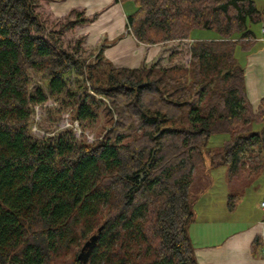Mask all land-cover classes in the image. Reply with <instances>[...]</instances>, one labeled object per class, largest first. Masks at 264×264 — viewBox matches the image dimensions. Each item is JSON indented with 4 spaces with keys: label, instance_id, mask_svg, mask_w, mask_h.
<instances>
[{
    "label": "trees",
    "instance_id": "16d2710c",
    "mask_svg": "<svg viewBox=\"0 0 264 264\" xmlns=\"http://www.w3.org/2000/svg\"><path fill=\"white\" fill-rule=\"evenodd\" d=\"M65 1L0 0V264H199L189 230L202 175L227 167L233 190L232 180L264 172V162L250 171L243 162L264 153V99L253 107L236 57L258 41L264 0H116L135 7L127 26L145 46L136 68L115 67L90 41L88 28L110 6L57 15L52 4ZM199 30L217 37L197 40ZM73 72L109 106L83 87L69 91ZM32 74L46 76L50 97L75 101L84 128L105 111L112 128L103 140L78 142L69 131L34 138L33 108L48 97L31 89ZM215 135L228 140L207 152ZM245 182L230 191L229 211ZM99 229L84 263L81 250ZM263 250L257 236L252 254Z\"/></svg>",
    "mask_w": 264,
    "mask_h": 264
},
{
    "label": "rangeland",
    "instance_id": "374dc122",
    "mask_svg": "<svg viewBox=\"0 0 264 264\" xmlns=\"http://www.w3.org/2000/svg\"><path fill=\"white\" fill-rule=\"evenodd\" d=\"M134 11H135V7L131 3H127L122 7L114 8V10H112V12H110L107 15L108 19L114 16V23L112 24V28L109 29L108 26L107 27L108 30H107L105 28L106 26L103 25L105 24L103 21L100 22V24H98L93 30L94 33L100 32L99 35L102 32L103 34H105L104 39L100 43H104L106 42V40L110 44L117 42V40H119L120 36L126 29L127 16L132 14ZM262 29L263 26L261 28L256 29L258 41L256 42V45L250 52H244L241 50V48H237L236 50V57L238 63L242 68H244L246 72L248 98L254 108H257L260 101L264 99V34ZM128 31H130L129 28ZM109 35L111 37L109 39H106L108 38ZM216 37H217L216 33L205 30H199L193 34V38L197 40H213ZM159 50L160 48L154 49L156 53H158ZM86 55H88V53ZM94 60L95 57L93 56L86 61V64L83 67L85 73H86V66L93 64ZM164 65H167V63ZM65 78L68 83L69 91L76 92L77 89L83 87V89L80 90V94L84 93V95L86 94L92 95L95 99L98 100L101 99L103 103H105V105H108V101L103 96L102 93H96L93 91L91 84L87 81L86 76L78 75L75 72H73L71 74H67ZM35 87H41L44 90L45 94L48 97V101L42 105H37L33 108V115L30 121V131L31 134L34 136V138L40 140L47 138H56L62 133L69 131L76 138L78 142H84L87 144L95 145L101 142L106 132L112 128V126H110V123L108 122L106 112L103 110H100L99 112L100 117L96 127L92 129L84 128L81 125V123L74 117V108L71 107L70 105V103L72 104L75 103L74 100H72L70 97L66 95H63L59 98L50 97L48 80L46 79V76L32 74L31 89L33 90ZM112 117L114 120L113 122L114 124L117 117L114 113L112 114ZM227 140H228V136L226 135H215L211 137L206 147V151L207 152L222 151L224 143ZM243 162L246 165L245 168L247 169V171L248 170L250 171L253 165H256L259 162H264V153L256 152L253 155L250 154V152H248L247 154H245ZM226 171L227 169L225 170L224 166L214 168L210 174L206 173V176L202 175L203 178H201V181L198 183L201 184L202 186H206L208 183H212V180H214L216 189L223 190V185L224 184L226 185V178H225ZM245 181H249L252 183V184L251 183L247 184V187L244 190L246 195L253 193L256 189L260 190L262 189V187H264V172L254 180L248 178L247 179L237 178L232 180V185L234 186V189L230 191L241 192L242 184L246 183ZM207 190L208 188H206L204 193H202L201 195L203 196L204 194H206ZM216 192L219 193L220 191L217 190ZM191 194L192 196H196L195 191H192ZM208 195L209 194H206L205 197H207ZM252 203H254V200L252 198H248L246 200L244 207L246 206L248 207L247 213H244L245 208H241V210H239L237 214L224 213V215L220 216L221 214L220 210L218 208L217 210H215L216 207L214 206V204L206 205V200H205V202L203 203L204 209L202 210V207H200L201 210L199 211V216H197L196 214V220L191 225L190 229L193 228V231L194 230L201 231L202 229H205L206 231L212 233H215L217 229H219L220 227H223V229L227 233H231L236 230H239L242 228L243 225H245L247 221L249 222V218H251L249 214V207L250 204L252 205ZM195 205L196 202L194 203V209L196 211ZM209 208L213 211L212 213L208 211ZM207 211L209 215H206ZM202 212H205V214L200 215V213ZM262 213L264 215V212ZM212 233H210L211 237H212Z\"/></svg>",
    "mask_w": 264,
    "mask_h": 264
},
{
    "label": "crops",
    "instance_id": "0c3cea01",
    "mask_svg": "<svg viewBox=\"0 0 264 264\" xmlns=\"http://www.w3.org/2000/svg\"><path fill=\"white\" fill-rule=\"evenodd\" d=\"M116 0H66L63 3H53L52 8L57 15H62L66 13L73 6H84L87 8L89 13L97 12L107 6L110 8L105 11L100 18L92 24L89 28V35L92 42H101L104 39L103 32L94 33V28L103 22L106 29L112 28L114 23V16L107 18V15L114 10V8L122 7L125 4L115 3ZM114 2V3H113ZM128 17V16H127ZM103 28V29H105ZM108 30V29H107ZM107 34V33H106ZM111 36L109 35V39ZM104 49L105 57L113 63L115 67H128L136 68L141 63L144 55L145 46L140 44L133 36V34L128 31V26H126L125 31L120 36L117 42L110 44L109 42L100 43ZM156 51L151 50L149 58L155 55ZM227 167H225V170ZM226 185H223L222 189H216L214 180L212 183H208L206 186L198 185L199 189L208 188L207 193L209 194L205 197L202 193L196 192L195 198V208L197 216H199L200 207L203 208V203L206 200L207 204H214L220 210V216L224 213L237 214L241 208H245V212H248V207H244L246 200L252 198L254 203L250 204L249 207V222L247 221L241 229L236 230L231 233L225 232L223 227L217 229L215 233L206 231L205 229L194 230L191 228L190 237L195 248V254L199 264H264V250L259 252L258 255L252 254V243L257 236L264 235V212L261 207V201L264 197V187L260 190H255L251 194L244 193L241 201L237 205L234 211H229L228 209V196L230 194V185L228 182V169L225 172ZM198 184V183H197ZM220 191L217 193L216 191ZM211 192V193H210ZM204 193V192H203ZM201 197H200V196ZM249 196V197H248ZM200 197V198H199ZM207 208V207H205ZM208 211L212 213L213 211L209 208ZM206 215H209V213ZM205 214V212L200 213V215ZM245 217V216H244ZM212 233V237L210 235ZM211 237V238H210ZM210 238V239H209ZM209 239V240H208Z\"/></svg>",
    "mask_w": 264,
    "mask_h": 264
},
{
    "label": "water",
    "instance_id": "95a60500",
    "mask_svg": "<svg viewBox=\"0 0 264 264\" xmlns=\"http://www.w3.org/2000/svg\"><path fill=\"white\" fill-rule=\"evenodd\" d=\"M100 232L101 230L99 229L98 234L92 236L91 239L82 248L81 253L79 255V259H81L84 263L89 260L90 254L98 241Z\"/></svg>",
    "mask_w": 264,
    "mask_h": 264
},
{
    "label": "built area",
    "instance_id": "2783aa9c",
    "mask_svg": "<svg viewBox=\"0 0 264 264\" xmlns=\"http://www.w3.org/2000/svg\"><path fill=\"white\" fill-rule=\"evenodd\" d=\"M263 34H264V25H263ZM261 207L263 208V210H264V197H263V199H262V201H261Z\"/></svg>",
    "mask_w": 264,
    "mask_h": 264
}]
</instances>
